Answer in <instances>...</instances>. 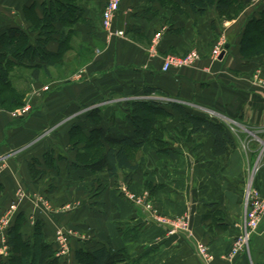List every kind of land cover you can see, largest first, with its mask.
Masks as SVG:
<instances>
[{
  "label": "crops",
  "instance_id": "obj_1",
  "mask_svg": "<svg viewBox=\"0 0 264 264\" xmlns=\"http://www.w3.org/2000/svg\"><path fill=\"white\" fill-rule=\"evenodd\" d=\"M108 2L0 0V45L38 47L39 53L7 55L10 83L26 96L32 90L44 93L38 102H29L33 109L27 117L0 111V217L20 205L6 226L0 218L5 227L0 264H9L11 228L30 245L39 236L57 258L66 240L73 254L107 248L126 256L122 264H203L199 244L207 247L213 264H264V221L251 238L249 253L228 258L245 224L247 186L264 197V90L254 79L257 72L264 75V58L241 53L247 26L264 12V0L231 23L217 9L202 15L183 0H122L114 30L125 35L114 38L102 26ZM222 38L225 56L213 64L208 55ZM192 50L203 56L195 68L162 72L166 57ZM36 70L38 81L32 76ZM57 75L55 82H42ZM144 95L150 101L166 97L170 104L225 126L232 141L228 155H216L211 134H193L189 127L184 138L175 128L176 142L162 151L146 150L138 170L125 169L116 177L103 173L107 179L94 180L78 161L84 145L71 143L73 125L87 136L97 128L79 112L97 106L110 137L139 141L121 110L129 99L145 100ZM168 110L174 120L183 121L176 110ZM52 128L57 132H47ZM122 176L125 180L117 182ZM128 180L136 194L148 190L158 216L128 201L123 192ZM158 217H188L191 229L170 236Z\"/></svg>",
  "mask_w": 264,
  "mask_h": 264
},
{
  "label": "trees",
  "instance_id": "obj_2",
  "mask_svg": "<svg viewBox=\"0 0 264 264\" xmlns=\"http://www.w3.org/2000/svg\"><path fill=\"white\" fill-rule=\"evenodd\" d=\"M183 1L185 4L190 5L194 11L202 15L208 10L217 9L221 18L225 16L228 20L233 19L235 12H243L254 2V0ZM19 39L22 43L25 40L24 35H20ZM37 48L31 46V48L26 49L25 45H10L8 41L0 45V95L10 91L17 97L16 99H9L8 103L6 101L1 102V106L8 104L9 106L20 108L25 105L24 99L26 94L14 90L8 78L12 62L7 59V55L22 53L27 57L31 51H37V54H39ZM241 53L243 57L248 59L256 57L264 58V12L260 15V18L252 19L248 24L241 41ZM42 54L48 56V58L51 57L44 50ZM21 58H19V61H21ZM32 76L35 81H38L40 79L39 71L33 72ZM129 104L132 107V111L128 120L132 124L139 141L131 138L120 140L110 137L107 131L101 127L100 109H95L88 115L89 121L97 127L90 132V135L87 136L85 130L80 126L72 128L70 136L74 145L76 143H83V139L89 141V144L85 143V148L79 152L78 161L82 167L86 166L93 174L107 173L111 177H116L120 171L125 169L130 171L138 170L140 163L134 160L132 152L142 148L144 142L152 138L154 139L153 135L155 134L157 135V137L155 136L157 138L155 140L161 141V138H158L159 128L157 125L159 117L167 119L173 117V114L168 110L169 107L181 115L185 124L191 128L193 134H211L215 138L214 147L217 156L228 155L229 145L232 141L225 126L202 116L194 115L183 106L170 104L169 102L140 100L132 101ZM78 137L81 139H78ZM88 146L96 150L95 153L89 156L85 152ZM163 147L156 148L155 150L162 151L163 149H167V147ZM37 237L34 245H30L28 242H20V239H17V235L13 234V229L11 228L8 233V243L11 246L10 248H12L9 252L10 256L7 259L9 264H122L126 261L124 254L113 253L111 250L103 248L93 253L77 252L65 263L56 257L57 252L53 246L41 245L39 236Z\"/></svg>",
  "mask_w": 264,
  "mask_h": 264
},
{
  "label": "rangeland",
  "instance_id": "obj_3",
  "mask_svg": "<svg viewBox=\"0 0 264 264\" xmlns=\"http://www.w3.org/2000/svg\"><path fill=\"white\" fill-rule=\"evenodd\" d=\"M262 0H260L258 3H254V5H256L257 7L258 6H260V5H262V2H261ZM253 5V4H252ZM247 9V8H246ZM245 9V10H246ZM244 10V11H245ZM243 11V12H244ZM235 12V11H234ZM243 12H235V15H234V17H233V19L232 20H228V19H226L225 18V16H223V20L225 21V23H227V22H229V23H231V22H234V21H237L238 19H239V17L242 15V13ZM227 25V24H226ZM104 30V29H103ZM162 32H160V34H161ZM107 34V33H106ZM125 35V34H124ZM157 35H159V34H157ZM156 35V36H157ZM161 36H162V34H161ZM107 37L108 38H114L115 36H112V37H109L108 36V34H107ZM119 37H123V36H119ZM221 40V39H220ZM225 39L224 38H222V40H221V42H223ZM220 42V43H221ZM225 42V41H224ZM218 46V45H217ZM215 48V47H214ZM213 48V49H214ZM192 52H197L199 55H200V60H202V58H203V56L201 55V53L200 52H198L197 50H192L191 52H189V53H192ZM188 53V54H189ZM98 54H103L102 52H100V53H98ZM171 55H173V54H171ZM68 56L69 57H71V58H73L74 57V55H73V53H69L68 52ZM173 56H177V57H185V56H187V54L186 55H182V56H180V55H173ZM167 58V57H166ZM165 58V59H166ZM164 59V60H165ZM86 60H87V57H84L83 59H80V63L82 62V64H84L85 62H86ZM199 60V61H200ZM208 60L209 61H211V63H216V61L211 57V52H210V55H208ZM84 61V62H83ZM199 61H197L195 64H193L192 66H190V67H188V68H186V69H193V68H195V66H196V64L199 62ZM186 69H182V70H186ZM54 70V69H53ZM56 71L57 70H54V73H56ZM58 71H60V69H58ZM259 78H264V75L261 73H259V72H257L256 74H255V76H254V79H255V82L258 84V81H259ZM43 80H42V82H44V83H51V82H55V81H57V79L59 80V76L57 75V76H52V77H50V79L48 78H42ZM43 96H44V93L43 92H41V91H37V90H32L31 92H29L28 93V95L27 96H25V99H24V101H25V105L24 106H22V107H20V108H17V107H15V106H9L8 104H5V105H3V106H1L0 105V111H4L3 109H5V111H8V112H11L14 116H20V118H22V117H27V116H29V115H31V113H32V110H30V111H28V110H25V107H26V105L29 103V102H38L39 101V99L40 98H43ZM145 97H144V99L145 100H147V96L146 95H144ZM147 97V98H146ZM16 99L17 97L14 95V93L13 92H6V93H3V94H1L0 95V104H1V102H4V101H6L7 103L9 102V99ZM154 98V97H153ZM159 98H162V97H159ZM155 99H157L158 101H161V102H163V103H166L167 101L165 100L166 99V97H165V99H158L157 97L155 98ZM137 101V100H140V99H135V98H132V99H129V101L131 102V101ZM151 100V99H150ZM31 104V103H30ZM32 105V104H31ZM124 105V104H123ZM96 107L97 106H92V107H90V108H86L85 107V109H83V110H81L80 112H79V116H81V115H89V114H91L95 109H96ZM124 109H122L121 110V112L123 113V116L124 117H126L124 114H127V116H128V118H129V116H131V111H132V107H131V105L130 104H128L127 106H125L124 105ZM33 109V108H32ZM100 109V108H99ZM101 110V109H100ZM16 112H18V113H21L22 115H15V113ZM110 112L111 113H114L112 110H110ZM116 113V112H115ZM114 113V114H115ZM122 113H117V114H115V115H117V116H119V114H122ZM114 116V115H113ZM61 127H63L62 125L60 126V127H58V130H59V128H61ZM73 127H74V125H73ZM157 127L159 128V131H158V138H161V141L160 142H158L157 140H155V138L157 137V135L155 134V135H153V137H154V139L152 140V139H150V140H148V141H146V142H144V145H143V147L142 148H140V149H137V150H135V151H133L132 152V155H133V157H134V160H136L137 162H140L141 161V159L144 161L145 160V155H146V150H149V149H153V150H155L156 148H162L163 146L164 147H170V144L169 143H171V142H176V140H174L173 138L175 137L176 138V135H177V133L179 132L178 130H176L175 128H179L180 130H181V136H183L184 138H186L185 137V135H187L188 133H190V131H189V125H186L185 124V122L184 121H178V120H174V118L173 117H171V118H169V119H167V118H162V117H159V121H158V125H157ZM72 128V127H71ZM56 129L57 128H52V129H49V130H52V131H47V132H57L56 131ZM156 136V137H155ZM174 136V137H173ZM173 137V138H172ZM78 139H81V138H79L78 137ZM82 139H83V137H82ZM157 139V138H156ZM176 139H178V138H176ZM71 143H72V141H71ZM85 143H87V144H89V141H87V140H85V139H83V143H76V145L75 146H77V147H79V146H81V145H84L85 146ZM73 144V143H72ZM163 147V148H164ZM85 152H87L86 154L89 156V155H92L93 153H95L96 152V150H93L92 148H90V146H88V148L86 149V151ZM144 163V162H143ZM123 174L124 175H126V174H131L130 172H123ZM94 176H95V179L94 180H96V181H102V180H105V179H107V177H105V176H103L104 174L102 173V174H93ZM125 177H123L122 176V178L121 179H117V182H119V181H124L125 179H124ZM129 179V178H128ZM125 182H129V184L127 185L126 183V185L125 186H123V192L126 194V197H127V199H128V201L133 205V206H136V207H139V208H141V209H144L145 211H147L149 214H151V216L153 215V216H158V215H155L156 213H159L158 211H156L155 210V207H154V203H153V201H152V199H151V197H150V194H149V192H148V190L147 191H143V192H138L137 194L135 193V191L134 190H132L131 188H130V186H131V181L130 180H128V181H125ZM256 191H258V193H259V195L264 199V197H263V195L261 194V192L258 190V189H256ZM19 193L21 194V197H22V195H24V190L22 189V188H20V190H19ZM26 195L27 194H25V198H26ZM36 196V199L38 200V201H42L43 203H46L45 205L47 206H49V204L47 203V201L45 202L44 200V198H42L41 196H39V195H35ZM25 198H22V201H25L24 199ZM19 201H21V200H19ZM19 203H17V205L15 204V205H13L11 208H10V211L9 212H7L6 214H4V215H1V221L4 223V226H6L8 223H10L12 220H13V218H14V215L18 212V207L20 206V205H18ZM149 206H151L152 208L151 209H149ZM50 207V206H49ZM66 210H69V208L68 207H66L65 208ZM160 216V215H159ZM156 219H163V220H172V219H167V218H156ZM263 221H264V219H263ZM262 221V222H263ZM160 224H162V225H166L164 222H161ZM262 224V223H261ZM167 226V225H166ZM244 227H245V224H244V226L242 227V229H241V233H240V235L236 238V239H238L241 235H242V232H243V230H244ZM5 228V227H4ZM190 229H191V227H190ZM236 241V240H235ZM234 241V242H235ZM233 242V243H234ZM63 244V246H64V249H65V251L67 250L66 248H68V253H67V255L66 256H62V257H59L62 261H64L65 263L67 262V261H69V259L71 258V257H73L74 256V254L71 252V249H70V244H69V241H63L62 242ZM233 245V244H232ZM250 246V245H249ZM206 247V246H205ZM247 253H249V250H246V251H242L241 252V254L240 255H243V254H247ZM68 256V257H67ZM228 256H229V253H228ZM67 257V258H66ZM70 263V262H69Z\"/></svg>",
  "mask_w": 264,
  "mask_h": 264
},
{
  "label": "built area",
  "instance_id": "obj_4",
  "mask_svg": "<svg viewBox=\"0 0 264 264\" xmlns=\"http://www.w3.org/2000/svg\"><path fill=\"white\" fill-rule=\"evenodd\" d=\"M260 0H254V3H258ZM122 0H109L103 14H102V26L104 31L108 34L109 37L112 36H124V32H115L114 23L117 17V14L120 11ZM161 38V34L156 36V41H159ZM226 44L225 42H221L218 46H216L211 51V57L218 61L221 55L226 52L225 51ZM200 55L197 52H192L187 54L185 57H177L173 55H169L163 62L161 70L163 73H169L174 70H182L186 69L197 61L200 60ZM258 85L264 90V78H259ZM44 92L49 91V87H45L43 89ZM25 110H32V105L28 103L25 107ZM15 115H22L21 113L16 112ZM245 227L242 232V235L236 239L233 243L228 258L230 260H235L240 256L241 252L249 250V245L252 236L259 231L261 223L264 219V199L259 195L256 188L252 185H248L245 190ZM152 207L149 206V209ZM153 209V208H152ZM159 223L164 222L168 227V234L170 236L176 235L178 232H186L190 231V220L188 217L176 218L173 220H163L156 219ZM4 225V224H3ZM5 229L3 226L0 227V231ZM65 251L64 246H62L61 251L58 256H66L68 253V248ZM197 252L199 257L202 259L203 264H213L212 255L209 253L207 247L199 244L197 246ZM68 257V256H67ZM66 257V258H67Z\"/></svg>",
  "mask_w": 264,
  "mask_h": 264
},
{
  "label": "water",
  "instance_id": "obj_5",
  "mask_svg": "<svg viewBox=\"0 0 264 264\" xmlns=\"http://www.w3.org/2000/svg\"><path fill=\"white\" fill-rule=\"evenodd\" d=\"M224 56H225V52L221 55L220 60H222Z\"/></svg>",
  "mask_w": 264,
  "mask_h": 264
}]
</instances>
